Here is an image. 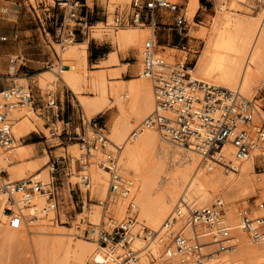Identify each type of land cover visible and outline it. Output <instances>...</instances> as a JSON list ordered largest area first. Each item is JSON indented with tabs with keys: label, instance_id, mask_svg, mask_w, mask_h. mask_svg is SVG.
Wrapping results in <instances>:
<instances>
[{
	"label": "bare ground",
	"instance_id": "1",
	"mask_svg": "<svg viewBox=\"0 0 264 264\" xmlns=\"http://www.w3.org/2000/svg\"><path fill=\"white\" fill-rule=\"evenodd\" d=\"M110 1L113 5L120 4L121 6L128 5L130 2V0ZM171 1L179 2V0ZM243 1L233 0L228 9L226 8L230 1H220L219 15L208 22L209 28H203L196 33L197 38L205 42V47L195 68L190 69V74L194 80L201 83L240 90L247 97L254 92L262 82V78H264V14L259 20L242 18L236 12V5ZM112 8L115 9L116 7L113 6ZM200 8L199 0L188 2L185 12L189 23L194 22ZM114 12L112 11L109 20H111ZM102 24L101 22L97 24L98 26L94 24L93 28ZM104 26H109L108 22ZM138 26L121 28L114 30L113 35L109 34V40L116 47V51H112L107 55L110 59L105 63H117L119 62L120 52H126L131 47L138 50L143 47L151 29L148 26ZM101 36L103 35L100 33L97 38ZM161 48L165 49V54L166 50L171 53L175 51V48L167 46H161ZM59 55L58 68L46 71L43 74L48 75V77L50 74L49 78L46 77L48 79H61L78 96L87 123L104 111L117 107L116 114H114L111 121V132L108 136L111 140V148L122 146L119 159L120 173L130 185L131 194L129 198L131 199L129 200L126 197V200L134 202L137 214L129 242L132 248L139 247L133 249L139 251L140 257L143 258L151 252L155 258L154 262L158 261L157 264H171L165 253L162 252L163 247L168 243V236L163 230V223L173 212L180 199L184 198L191 205L211 206L212 201L221 194L222 190L229 189V192L223 196L229 203L227 205L226 221L235 235L238 250L233 251L235 262L227 263V260H224L219 263L246 264L252 261H263L264 245L254 244L249 240L248 235L240 227L239 211L230 205L232 202L231 194L241 189L247 190L255 185H259L261 188V184L263 188L260 193L261 198L264 200V174L257 175L255 178L251 176L255 162L261 160L260 150L256 148L247 159L239 160L235 157L234 147L231 144H226L221 151L222 157L216 161L203 156L197 151L166 140L156 129L147 128L144 122L153 112L154 95L152 83L142 75L140 56L135 72L136 78L125 81L122 76L128 65H124L126 68L123 67L122 69L112 68L111 71L113 72L109 75L113 77L112 79H109L104 69L93 71L91 78L88 79L89 71H87V68L89 62L86 44L74 43L66 48L60 47ZM170 56L167 55V57ZM175 56L171 58L174 60L168 58V62H174L176 60ZM102 64H104V61L94 66H102ZM109 82H113V84L109 85ZM127 82L131 84L126 86ZM87 86H91L94 92L93 95L82 93ZM111 95L116 98V102H114L115 100L108 102ZM28 106H21L20 111H17L14 107L11 110L10 117L21 119L25 116V120L32 126L33 122L28 116L31 115L32 117L35 111L31 103H28ZM29 129L25 121L14 124L13 135L15 141L12 147L8 149L0 147V151L1 149L8 151V153L0 152V186L1 183L7 180L27 179L29 172L35 174L32 176L35 180L38 179L44 183L49 181L50 175L47 169H41L44 167H41L40 164L42 160L49 158L48 155L27 160L33 152L31 147L22 143V139L27 135ZM99 149V147L94 149L92 157L87 163H84L89 176L91 175L90 186L85 188L87 194L90 191L92 193L99 191L104 193V191L110 189V173L97 162V159L103 155V151ZM80 151L83 153L82 148L78 152L73 150V153L74 155L75 152L80 154ZM77 156L78 154L74 157ZM83 156L84 153L82 158ZM84 159L85 156L82 160ZM126 168H132L135 171L134 177L128 176ZM52 169L53 167H51ZM37 171L39 172L35 173ZM1 172H7L10 177L3 178ZM14 199V204L10 203L9 195L0 188V264H2L1 252L3 249L5 247L14 248L19 245H27L31 249L36 264H70L72 254L75 255L79 264H110L107 258V248L102 247L101 250H98L94 238L91 241H86L89 244L68 242L66 243L67 254L65 257L60 260L50 258L49 250L53 249L59 242L35 239L33 237L35 228H30V226L35 227L36 223L45 218L52 219V216L55 215L53 212L49 215L38 213L46 205V196L43 194L37 195L35 205L31 208L22 205L19 195H14ZM118 207L115 214L112 210L113 207L110 206L104 216L101 207L97 206V210L90 214V224L92 226L101 225L103 219L107 220L109 215L111 218H116V221H125L128 210L124 206L123 208H120V205ZM8 208L20 210L25 216L39 214L41 217L32 224H23L19 229L11 227L10 229L8 228V225L10 226V214L6 211ZM260 214L261 212L257 213V215ZM146 229L155 232L156 237L150 239L148 235H144L142 238V233L144 234ZM41 234L50 233L43 231ZM52 234L60 235L57 232ZM136 237L137 239H135ZM122 246L123 244L119 245L118 253H120L119 248L123 251ZM142 261L145 262L146 259L143 258Z\"/></svg>",
	"mask_w": 264,
	"mask_h": 264
},
{
	"label": "built area",
	"instance_id": "2",
	"mask_svg": "<svg viewBox=\"0 0 264 264\" xmlns=\"http://www.w3.org/2000/svg\"><path fill=\"white\" fill-rule=\"evenodd\" d=\"M51 1L53 5L46 6L44 10L47 13V26L43 27L45 32L47 29L54 30L57 42L62 48L78 42V34L88 36L91 33L97 22H92L88 14L80 13L81 9L89 6H85L81 0ZM188 2L189 0H132L127 14L115 13L111 25L114 30L138 25L151 29V34L140 53L142 75L152 83L154 95L153 112L144 124L147 128L156 129L166 140L197 151L212 160H220L221 151L226 144L234 147L235 157L239 160L247 159L256 148L260 150V159L264 160V96L248 98L240 90L210 86L194 80L190 69L195 68L200 51L192 49L189 43H181L175 47L183 56L178 59L175 56L176 60L172 63L168 62L165 49L161 48L157 30L165 24L159 22L157 14L160 13L162 18L173 17L171 27L178 31L183 41L191 37V28L185 12ZM214 2L215 0H200V3L205 4L202 6L205 10ZM12 5L10 0H0V20L13 12ZM8 40V36L0 33V44ZM25 61L26 59L19 55H11L9 58L10 64L18 66H23ZM18 72L19 70L16 71ZM262 89L264 78L259 91ZM28 103L33 104L30 86H4L0 82V147L11 148L15 141L13 122L10 119L11 110L15 106ZM47 104L49 108L59 112L60 106L54 98H50ZM61 123L63 128L59 137L67 136L77 140L84 150L85 163L92 157L94 149L99 147L103 151L97 162L110 173V195L129 198L130 185L123 179L119 168L122 146L109 150L111 140L106 127H99L93 120L87 123L84 114L79 127H73L70 120H63ZM54 131L53 134L58 133L57 129ZM68 160L67 156L56 159L52 174H59V168ZM64 165L61 167L62 171L66 169ZM259 167L262 166L256 168ZM80 172H84L83 167ZM3 174L5 172H1L4 177ZM81 177L80 186L89 188V174H83ZM55 181L58 182L56 179L44 183L29 177L16 181L7 180L1 183L0 188L9 195V202L12 204L15 202L14 195H19L22 205L26 208L35 205L37 195H45L46 205L38 213L49 215L52 212L56 214L61 203L60 191ZM98 201L106 211L109 201ZM253 207L261 214L255 215ZM253 207L240 209V227L252 243L261 244L264 242V200ZM135 209L131 200L127 219L123 223L111 231L105 228L91 230L98 244L107 248L110 264H140L139 251L133 249L129 242L136 221ZM6 211L10 214L9 222L13 229H19L23 224H32L41 217L39 214L25 216L20 210L12 208ZM226 212L227 205L222 199L216 200L211 206H197L181 198L163 223V230L168 236L164 253L171 264H219V255L236 246L235 235L226 221ZM87 231L86 228L84 233ZM147 234L151 239L156 233ZM120 244H123L124 249L118 253ZM212 245L217 247L210 249Z\"/></svg>",
	"mask_w": 264,
	"mask_h": 264
},
{
	"label": "rangeland",
	"instance_id": "3",
	"mask_svg": "<svg viewBox=\"0 0 264 264\" xmlns=\"http://www.w3.org/2000/svg\"><path fill=\"white\" fill-rule=\"evenodd\" d=\"M12 2L15 3V5L12 7L13 12L10 15H6L3 17V19L0 20V29L2 28V32L4 35L8 36L9 40L8 42L4 43V44H0V57L2 59H0V71L2 70L3 73H1L0 76V82H3V79H9V84L13 83L14 84H18V85H24V86H30L32 93L36 94V90L38 89L35 84L32 81H27V80H20L18 82H13V76L8 75L7 73L9 72V66L11 65L9 62V53L12 52L13 49H17V52H13V56L19 55L21 57H24L25 59H34V60H39L41 62H49L47 63H28V64H34L35 66L39 67L40 69L38 71H33L31 69H29L27 66H20V70L17 73V78L18 77H22V78H27L30 77L31 75L34 74H38V73H44L46 71L52 70V69H57L59 66V62H60V55H59V50H60V45L57 42V39L55 37V32L54 30H49L47 29L45 32V27L46 25V15L47 13H45V7L49 6L50 4L53 5V2L51 0H11ZM131 1L128 3V5H120V4H112L110 0H104V3L108 5V10H109V16L112 14V11H115L114 14L112 15L111 20H109L108 17V24L109 26L105 27L104 25L106 24V20H104V22H101L103 20H101L100 22L103 23L101 26L97 27L98 23H95L96 28H93L91 30V33L86 36V39L82 42H76L77 44H86L87 45V51H88V60H89V65L87 68V71H89V76L87 77L88 79L91 78L92 72L96 71V68L99 67H107V70L105 71L106 74H108V76L113 72L111 71L114 65H117L118 68L122 69L124 66V64L127 63H131V65L127 66V68H129V71L126 73V75H124L123 73V80L125 81H130L131 79L136 78V73L134 72H130V69L132 70L135 69V67H137L139 60L141 61V50H138V54L136 56V58H130V57H126V60H120L117 63H105L108 59V57H106L105 59H103L102 61H104V64H102V66H94L95 64H100L101 61L99 63H95L92 62L91 59H93V57L90 54L91 52L96 51V44H95V40L98 44L100 45V49L99 51L103 52V53H110L112 51H116V47L114 46V44H112L109 40V36L113 35L115 33L114 29L110 26L113 22L114 16L116 12H121V13H128L130 11V4ZM182 1V0H179ZM190 1V0H189ZM220 1L222 0H216L213 4H210L207 6V9L205 10V8H201L199 9L194 22L191 24L189 23V26L192 30V33L190 34V38L185 39L182 41L183 44L189 43L190 47L192 49H199L200 51V55L202 50L205 47V42L200 39L197 38V34L198 32H200L203 28H209V24L208 22L210 20H213L215 17H217L219 15L220 9H219V4ZM230 1L228 4V7L226 9H228L231 5V2L233 0H227ZM93 2V0H92ZM91 2V5H92ZM200 2V0H199ZM115 6L116 8H112L113 6ZM93 6V5H92ZM91 6V7H92ZM110 6V7H109ZM203 6H205V4H203ZM124 8V9H123ZM114 9V10H113ZM112 10V11H111ZM236 12H238L242 18H246L249 20H256V19H261L263 14H264V0H244L242 3H238L236 5ZM165 18H162L161 15L158 16V20L160 22H162ZM93 22V20H92ZM43 25L45 27H43ZM140 27V26H138ZM129 28V27H128ZM25 29H32V37L34 38V44L32 43H27L25 42V40L27 38L22 37L20 35V32L22 30ZM158 31V30H157ZM51 33L50 35L47 33ZM177 31H174L175 34ZM16 33H19V38H15ZM102 34L103 36L97 38L98 34ZM163 32L161 31V34ZM110 34V35H109ZM151 32L149 33L148 37L150 36ZM147 37V38H148ZM179 38H182L179 34H178ZM93 38V39H92ZM146 38V39H147ZM190 40V41H189ZM37 42H41L40 46L34 47L36 45ZM177 42L173 43L171 46H167L169 48H175L173 46H176ZM30 45H33V47H29ZM89 47H90V51H89ZM133 47H131L130 49H132ZM129 49V50H130ZM128 50V51H129ZM120 52L119 53V57L120 54L122 55H126L127 52ZM35 54L34 56H30L27 54ZM175 53V54H174ZM174 53L168 52L166 50V55H172L173 57L176 55L177 59L180 58L181 56H183V53L178 52L177 49L175 48ZM55 55V56H54ZM199 55V56H200ZM140 56V59L138 60ZM172 56L168 57L170 60H174L171 59L173 58ZM52 57V60H50L49 58ZM198 57V56H197ZM199 58V57H198ZM2 66V67H1ZM19 68V67H18ZM126 68V67H125ZM8 71V72H7ZM137 71V70H136ZM25 73L28 74V76L25 75ZM41 76L38 78V84L39 86L42 88V91L44 94H46L47 96L48 93H56V89L57 86H59L60 88H63L64 91L69 95L70 100L72 102V105L70 107V115L72 114V108H74L75 110V127H79L82 124V118H83V108L81 107L79 101H78V96H76L71 89L61 80V79H57L56 78H50V74L49 77L48 75H44V74H40ZM48 77V78H46ZM113 77L109 76V79H112ZM44 81H43V80ZM29 80V79H28ZM263 80V78H262ZM113 82H109V85H112ZM131 83L127 82L126 86L130 85ZM261 88V83L259 84V86L254 90V92H252L250 95H248V98H253L254 96H260L263 97L264 96V89H262L261 91H258ZM84 95H93L94 92L91 88V86H87L85 88V90L82 92ZM111 100H115L114 102H116V98L113 97L112 95L110 96L109 99V103ZM26 106H28V104H26ZM31 106L33 107L35 114H32L28 116V118L31 120V122H33V125L31 126V124H29L27 122V120H25V116L21 119L13 117L10 119L14 124H17L21 121H25L28 126H29V130L27 132V135L32 132V131H37L38 130V126H40L41 130V136H44V138L39 139L41 141H45V148L47 149V152L45 153L44 156L49 155V158L47 160H42L41 169H47L48 174L50 175V180L47 182L49 183L50 181L53 182L55 179H53V176L55 175H60L59 174H52V170L51 167H53V161L62 157V156H67V158L69 159L66 164L64 165V167L66 168L64 171L61 172L62 175H64V184H59V181L56 182L57 187L59 188L60 191V195H61V203H60V208L58 210V212L52 216V219L49 218H45L43 220H41L40 222L35 224V227H31L30 228H35V234H33L35 239H41V240H55L58 241L59 243L51 250H49V256L50 258H54L57 260L62 259L63 257L66 256V248H67V244L68 242H72L73 244H76L78 242H83L86 244H89L86 241H91V239H96L95 236H93L91 234V230L93 228V230L96 229H100V228H105L108 231H111L115 226L120 225L121 223H123L124 221H116V218H111L110 215L108 217V219L102 221L101 225H97V226H92L90 224L91 218H90V214L93 211L97 210V206L101 207V211L103 213V215L105 216L107 210L105 211L104 207H102L99 204L98 200H108L109 204L107 209H109V207L111 206L113 213L116 214L117 210H118V206L120 205V208L123 206L127 208L128 210V205H129V200L131 198H128L129 200H126L127 198L123 197V199H121L122 196H111L110 195V189H107L106 191H104V193H102L101 191L99 192H95L92 193L90 191V193L86 194V190L83 186H80V179L81 176L83 174H89L88 170L85 166V159L82 160L84 158H82V155L84 153V150L82 151L83 153L80 154L77 153L81 147L78 144L77 140H73L70 139L67 136H62L59 137V133L60 130L63 128L62 123H57L56 125L53 126H49L48 124L45 125L46 128L43 127L44 125V121L39 119V117L36 114V110H35V106L34 104L31 103ZM29 107V106H28ZM17 111L21 110V106H15ZM117 111V107L112 108L108 111H104L101 115H97L95 118H92L93 123H97L98 126H105L107 133L109 135V133L111 132V121L112 118L114 116V114H116ZM85 114V112H84ZM86 116V115H85ZM68 116L65 114V118H67ZM135 124V121L133 122ZM55 129H57L58 133L53 134L55 131ZM91 129H89L90 131ZM26 135V136H27ZM48 135V136H47ZM24 137V139H22V143L25 145L27 142L31 141V138L28 137ZM62 147H66V148H62ZM57 148H62L58 153H54V155L51 154V151H54ZM110 150H114L113 148L109 147ZM73 150L77 151L75 152V155L78 154L77 157H74V153ZM100 150V149H99ZM1 151L3 153H8V151L1 149ZM0 151V152H1ZM1 152V153H2ZM0 153V154H1ZM77 153V154H76ZM54 156V157H53ZM40 157V156H37ZM70 158H72V161H70ZM77 158V159H75ZM82 158V159H81ZM32 159V156L27 158V160ZM78 159H80L82 161H79ZM45 165V166H44ZM62 166V165H61ZM257 166H262L259 168H256ZM84 168V172H80L81 168ZM86 169V170H85ZM125 169V168H124ZM127 169V174L130 177H134L135 175V171L132 168H126ZM39 171L35 172L38 173ZM80 172V173H79ZM88 172V173H87ZM264 174V160H260V161H256L255 165H254V169L252 170L251 176L253 178H255L257 175H263ZM4 177L8 175L7 172H5V174H3ZM29 177L34 176L35 174L32 172H29ZM91 176V175H90ZM27 177V178H29ZM38 180V179H36ZM64 187V188H63ZM263 188L262 184H261V188L259 187V185H255L247 190H239L238 192H234L233 194L230 195V198L232 199V202L230 203V205L236 209L237 211H240L241 208L243 207H253L254 204H258L261 200H263L261 198V189ZM84 192V193H83ZM107 192V193H105ZM229 192V189H225L221 191V194H219L211 203L214 204L216 200H218L219 198L226 203V205H228L229 203L225 200V198L223 197L225 195V193L227 194ZM94 194V195H93ZM105 194V195H104ZM104 195V196H103ZM109 195V197H108ZM112 197V198H111ZM120 197V198H119ZM114 198V199H113ZM118 198V199H116ZM110 199V200H109ZM121 199V202H120ZM113 200V201H112ZM117 200V202H116ZM126 200V201H125ZM115 201V202H114ZM113 203V204H112ZM116 203V205H115ZM119 204V205H118ZM115 206V207H114ZM115 208V209H114ZM254 208V213L256 212L255 215H257L258 212H260L259 210L256 209V207ZM125 209V208H124ZM116 210V211H115ZM109 213V211H108ZM239 213V212H238ZM89 216V217H88ZM103 216V218H104ZM137 216V214H136ZM135 216V217H136ZM85 218V219H84ZM111 218V219H110ZM34 226V225H33ZM8 228H10V226L8 225ZM87 228V232L84 233V230ZM96 228V229H95ZM133 228V227H132ZM11 229V228H10ZM44 229V230H43ZM43 231H48L50 234H41ZM132 231V230H131ZM57 232L60 235H54L52 233ZM61 232V233H60ZM148 232H151L150 230L146 229L144 231V234L142 233V238L144 237V235H146ZM131 234V233H130ZM149 235V234H147ZM156 237V235L154 236ZM137 239V237L135 238ZM143 240V239H142ZM97 242V241H96ZM144 244H146L143 241ZM236 243V242H235ZM93 245V244H91ZM96 245H98V250H101V248L103 246L99 245L98 242L96 243ZM261 246L264 245V242L260 244ZM134 246V245H133ZM100 247V248H99ZM142 247V246H140ZM166 247H163L162 252H164ZM217 246L216 245H212L210 246V249H215ZM238 245L236 243V247H234L232 250L229 251H224L222 252L219 257H218V262L227 260V263H232L234 260V255L235 253H233V251L238 250ZM135 249H138L139 247H133ZM122 249L119 248V252L121 253ZM148 254H150L148 256ZM147 255H145L143 258L146 259V261H142L143 258L140 257V264H157L158 261L154 262V256L152 255L151 252H149ZM33 252L31 251V249L28 248L27 245H19L16 247H5L3 249V251L1 252V261L2 264H36L35 262V258L33 256ZM107 256V254H106ZM149 259V261H148ZM144 262V263H143ZM150 262V263H149ZM219 263V264H221ZM70 264H79L78 261L75 258V255L72 254L71 257V263ZM166 264V263H165ZM246 264H264V260L262 261H252V262H248Z\"/></svg>",
	"mask_w": 264,
	"mask_h": 264
},
{
	"label": "crops",
	"instance_id": "4",
	"mask_svg": "<svg viewBox=\"0 0 264 264\" xmlns=\"http://www.w3.org/2000/svg\"><path fill=\"white\" fill-rule=\"evenodd\" d=\"M10 2H12V1L10 0ZM81 2L85 6H89V8L81 9L80 13L82 15L88 14L89 16H91V19L93 20V22L98 23L101 20H103L101 22H104V20L108 19V17H109L108 5L104 3V0H93V2H92V0H86V3H85V0H81ZM91 2H92L93 6L91 5ZM12 4H13L12 5V7H13L15 5V3L12 2ZM201 5L203 6L202 3H201ZM159 15H161V14L158 13L157 17ZM160 23L165 24L164 26L160 27V29L158 30V33H157L159 43L161 44V46H171L175 42H177L176 46H179L182 43V38H179L178 37V31L175 28L171 27V25L173 24V17L170 16L169 18H165ZM2 28L0 29L1 34H3ZM161 31L163 32L162 34H161ZM174 31H177L176 32L177 34H175ZM32 32H33L32 29H25V30H22L20 32V35L22 37L27 38L25 40V42L34 44L35 43L34 38H31ZM18 34L19 33H16V36H15L16 39L19 38ZM85 39H86V36H82L81 34H78V41L79 42H82ZM94 40H95V44H96V51L91 52L90 47H89V51H90V54L92 57H94V56L96 57L95 59H91L92 62L99 63L100 61L105 59L109 53H103V52L99 51L101 44H98L96 42V39H94ZM40 45H41V42H37L34 47H37ZM176 46H173V47H176ZM29 47H33V45H30ZM17 51H18L17 49H13L12 52H10L8 56L10 57L13 54V52H17ZM137 54H138V50L133 47L132 49H130L127 52L126 55L120 54L119 59L120 60H122V59L126 60L127 56L130 58L131 57L136 58ZM27 55L34 56L35 54L33 53V54H27ZM0 59H2V58L0 57ZM49 59L52 60V57H50ZM34 62H36V63H47V64L49 63V62H41L39 60L36 61L34 59H26V61L24 62V66H27L29 69H31L33 71H38L40 69L39 67L35 66L34 64H28V63H34ZM88 62H89V60H88ZM124 65L129 66V65H131V63H127ZM96 69L97 70L104 69V71H106L107 67H99ZM113 69H119V68L117 65H114ZM17 70H20V66L10 65L9 66V72L7 71L8 75L13 76V79H12L13 82H18L20 80L25 79L28 82L32 81L35 84V86L38 88L36 90V94L32 93L33 94V104L35 106L37 116L39 117V119L44 121V125H43L44 128H46L45 125H47V124L51 127L53 125H56L58 122L61 123V121H63V120H70L72 126L75 127L74 126L75 117H76L75 116V110H74V108H72L71 109L72 114L70 115V107L72 105V102L70 100L69 95L64 91L63 88H60L59 86H57V89H56L57 92L52 93V94L48 93L49 96H47L46 94L43 93L42 88L38 84V78L41 76L40 74H43V73L31 75L30 77H28V79H29L28 80L27 78H22V77L17 78V73H16ZM127 70L129 71V68H127ZM127 70L124 72V75H126V73L128 72ZM134 71L136 72V67H135V69H133V68H132V70L130 69L131 73ZM1 73H3L2 70L0 71V74ZM25 75L28 76L27 73H25ZM1 84H3L4 86H8V85H12L13 83L9 84V79H3V82H1ZM50 98H54L57 101V103L59 104V106H60L59 112L48 107L47 103H48V100ZM65 114L68 116L67 118H65ZM99 115H101V114H99ZM39 129H40V126H38L37 131H32L26 136V137L29 136L31 138V141L27 142L25 145L32 148V152H33L32 158H42V157H44L45 153L47 152V149L45 148V141L39 140L41 138L42 139L44 138V136H41V132H40L41 130H39ZM62 148H66V147H62ZM62 148H57L54 151H51V154L54 155V153H58ZM37 156H40V157H37ZM54 163H55V160L53 161L52 164H54ZM62 165H64V164H62ZM61 167H63V166H61ZM61 167L59 168L60 173L62 172ZM5 177L9 178L10 175L8 174ZM55 178L59 181V184H64V176L63 175H55Z\"/></svg>",
	"mask_w": 264,
	"mask_h": 264
},
{
	"label": "trees",
	"instance_id": "5",
	"mask_svg": "<svg viewBox=\"0 0 264 264\" xmlns=\"http://www.w3.org/2000/svg\"><path fill=\"white\" fill-rule=\"evenodd\" d=\"M96 57L94 56L93 59H95Z\"/></svg>",
	"mask_w": 264,
	"mask_h": 264
}]
</instances>
